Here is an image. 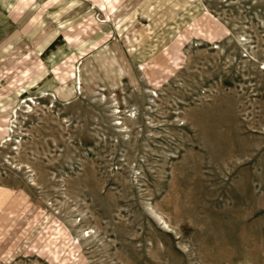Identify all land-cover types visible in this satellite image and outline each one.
Wrapping results in <instances>:
<instances>
[{
	"label": "rangeland",
	"instance_id": "obj_1",
	"mask_svg": "<svg viewBox=\"0 0 264 264\" xmlns=\"http://www.w3.org/2000/svg\"><path fill=\"white\" fill-rule=\"evenodd\" d=\"M0 264H264V0H0Z\"/></svg>",
	"mask_w": 264,
	"mask_h": 264
},
{
	"label": "bare ground",
	"instance_id": "obj_2",
	"mask_svg": "<svg viewBox=\"0 0 264 264\" xmlns=\"http://www.w3.org/2000/svg\"><path fill=\"white\" fill-rule=\"evenodd\" d=\"M46 79V78H45Z\"/></svg>",
	"mask_w": 264,
	"mask_h": 264
}]
</instances>
